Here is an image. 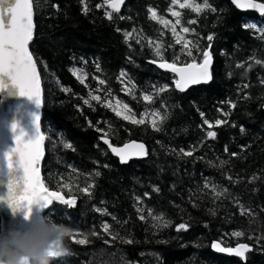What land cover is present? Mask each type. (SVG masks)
Wrapping results in <instances>:
<instances>
[{"label": "trees", "instance_id": "obj_1", "mask_svg": "<svg viewBox=\"0 0 264 264\" xmlns=\"http://www.w3.org/2000/svg\"><path fill=\"white\" fill-rule=\"evenodd\" d=\"M86 3L87 13L80 0H34V38L29 49L42 85L45 136L39 168L49 189L77 197L71 208L51 205V218L89 241L81 245L67 237L66 254L50 264H242L235 256L213 252L215 241L225 247L247 243L251 251L246 264H264V64L250 60L264 61V39L256 30L243 27L254 23L264 28V17L241 12L230 0H209L216 11L204 10L200 15L174 6L182 12V25L194 29L180 35L199 49H209L213 59L211 82L181 93L174 88V76L151 63L159 60L154 51L157 41L170 63L203 60L195 47L192 56L182 52L183 43H175L171 28L150 19L151 7L174 23L171 0H126L111 20L105 16L110 11L107 6L96 8L103 0ZM193 19L197 22L189 24ZM126 32L132 33L127 40ZM122 71L126 76L121 77ZM165 84L168 91L157 94ZM125 86L131 94L123 90ZM90 92L101 96V102L91 100ZM144 94L152 95L153 102H145ZM84 99L90 104H84ZM117 100L146 123L132 124L103 103L111 101L116 107ZM157 111L168 115L160 131H154L149 120ZM154 119L159 122V117ZM204 119L213 124L212 129ZM218 119L228 123L215 126ZM207 130L215 131L216 137L207 138ZM105 132L114 145L142 142L148 154L122 165L101 142ZM65 143L72 148H65ZM193 147L192 156L179 152ZM96 171L101 175H90ZM61 182L71 184L72 190L62 188ZM92 183L91 196L79 191ZM206 183L227 193L216 197ZM237 201L252 215H241ZM149 209L153 216L148 215ZM159 216L162 221L153 218ZM105 223L112 234L134 243L112 240L103 231ZM181 223L189 227L178 232L176 225ZM236 231L244 235L233 236Z\"/></svg>", "mask_w": 264, "mask_h": 264}, {"label": "snow or ice", "instance_id": "obj_2", "mask_svg": "<svg viewBox=\"0 0 264 264\" xmlns=\"http://www.w3.org/2000/svg\"><path fill=\"white\" fill-rule=\"evenodd\" d=\"M80 3L84 5L83 11L88 12V6L86 0H80ZM124 3V0H103L102 4H97L96 8H102L107 6L110 11H105V16L111 20L114 13H119L121 10V5ZM231 4L234 5L237 9L241 10H255L262 17H264V0H231ZM174 6H178L180 10L190 9L192 12L200 15L204 10H210L215 12L216 9L212 7L209 3V0H203V3H197L196 0H171V5L169 7V12L172 17H175V22L172 20L165 19L158 16L154 8H148V13L150 14V19L157 21L163 24L166 28L170 27L173 35L176 37V44L183 43L182 52H186L188 56L193 55L192 48L195 47L198 52L201 53L203 60L202 62L197 63L193 60L192 63L185 64L184 66H178L175 62H168L164 59L162 55V44L160 42H155L154 51L155 55L159 57V60H152L151 63L158 64L159 68L170 70L172 73L176 74V79L174 80L175 88L179 91H185L190 85H197L201 83H208L212 79L210 72V66L212 64V55L208 49H199V47L194 44L192 41L184 39L180 32L189 33L194 31L189 27H184L181 22L182 12L176 10ZM53 7H57L53 5ZM125 17H120L124 19ZM196 20H189V24H195ZM177 26L179 27V32L177 31ZM246 29H254L259 32L260 38L264 39V28H258L254 23H248L243 25ZM34 0H0V91L8 87V84L5 82L7 78L8 83L13 85L17 90L16 94L21 97H27L29 100L33 101L36 108L39 109L41 106V89H40V78L37 73V64L34 59L33 54L29 50L30 42L34 38ZM119 31V29H117ZM163 34V33H162ZM125 39L127 40L132 33H124ZM209 41L213 40V35L207 37ZM140 41H137L139 43ZM150 46H153V41L149 39L148 41ZM210 47V46H209ZM179 57H177V60ZM250 60H253L255 64L260 65L264 64V61L256 59L255 57H250ZM242 64H238L237 67H242ZM76 75V73H73ZM121 77L126 76V73L121 72ZM79 78V77H78ZM124 82L123 80L121 81ZM81 83H84L81 80ZM100 84H104L103 80L99 81ZM244 88H247L248 85H243ZM169 86L167 84L159 87L156 91L157 94L164 93L168 91ZM125 91H128L131 94V91L125 86ZM68 91V89H65ZM90 99L101 102V96L93 95L89 93ZM247 98V97H245ZM143 100L145 102L151 103L154 100V97L150 94H144ZM104 105L108 108H111L117 117H121L124 120L130 121L135 125H143L146 123L143 116L141 118H136L135 114L131 113V109L128 104H123L122 109L118 110V107H114L111 101H103ZM84 104H90L89 99H84ZM228 104L231 108H235L236 104L228 101ZM116 105L120 106L121 102L116 101ZM154 117H159V122L157 119L151 121V126L154 131H160V124L168 118L167 113L161 115L159 111L152 113ZM203 113L201 116L203 117ZM225 116L229 113H224ZM40 116L38 112L31 113V123L34 126V135L30 138L25 139V131L23 128H19L17 131V123L15 121L11 124V129L16 133L13 137L14 146L8 148L2 154H0V173L8 174L7 179V203L13 211L23 208L25 210L24 216L25 219H28L32 213V206L36 205L37 211L47 210V216L52 219V213L50 206L54 203H59L65 205L69 208L74 207L77 203L76 196L66 197L62 194L61 191H52L45 185L41 178L39 161L43 155L42 143L45 139L43 133L40 129ZM203 123L208 126V129L213 128V124L207 119H204ZM228 123L226 120L218 119L215 121V126H220ZM91 126V121H89ZM97 131H102L97 129ZM244 129L241 128V132ZM216 132L212 130L206 131L207 138H215ZM108 133H103L100 139L104 144L111 149L117 157H119L121 163H127L131 157H144L146 156L147 150L143 143H137L132 141L130 144H124L123 147H115L109 141ZM65 148H72L70 143L64 144ZM195 147L191 150L186 151L181 148L179 152L183 156H192L195 152ZM228 149L225 147V152ZM232 156H237V153H231ZM221 163H225L221 161ZM107 167V165H105ZM75 171V170H74ZM96 177L100 176L101 173L96 171L93 174ZM229 180H232V177H228ZM253 180L257 177H252ZM17 186L21 187L19 195L16 194ZM62 188H67L69 191L72 190L71 184H63L61 182ZM95 187V184H88L86 187L79 188V191L85 195L91 196V189ZM211 188L216 197H220L227 193V189L222 191H216L215 185L205 184V188ZM159 191V189H154ZM147 196L148 193H145ZM5 199L4 196H0V200ZM139 197L137 200L139 201ZM240 207L241 215H252L250 209L245 208L243 205L239 204V201L236 202ZM99 212H106V210L96 209ZM138 212L143 210L137 209ZM148 215L153 216L152 210H148ZM155 220L162 221L163 217H153ZM115 219V218H114ZM140 219L143 220L145 217L140 216ZM53 220V219H52ZM164 227L168 226V222L163 223ZM189 225L186 223H181L176 225V230L186 231ZM104 233H107L111 236L112 240L119 239L121 243L131 244L134 243L133 240H125L119 236L118 233L112 234L110 232L111 226L107 223L102 225ZM235 237H241L244 235L241 231H236L232 233ZM81 237L77 239V237ZM68 237L72 239L74 243L81 245L89 243L87 237H84L81 233L70 231ZM251 239V237H249ZM105 244H109V240L104 241ZM166 243V241H162ZM211 248L222 254H228L230 256H235L242 261V264H246L247 253L251 251L250 245L247 243H237L235 247H225L222 245V242L215 241L211 244ZM66 254V249L58 242L53 240L49 244V255L51 258H58ZM0 264H4L3 258H0Z\"/></svg>", "mask_w": 264, "mask_h": 264}, {"label": "water", "instance_id": "obj_3", "mask_svg": "<svg viewBox=\"0 0 264 264\" xmlns=\"http://www.w3.org/2000/svg\"><path fill=\"white\" fill-rule=\"evenodd\" d=\"M125 1L126 0H124V3H125ZM230 2H231V0H230ZM124 3L121 5V8L124 5ZM237 10H239L241 12H251V13H255V14L260 15L255 10H241V9H237ZM31 42H30V44H31ZM190 63H192V62H190ZM155 65L159 68L158 64H155ZM177 65L178 66H184L185 64L184 65L177 64ZM212 67H213V59H212V64L210 66L211 75H212ZM159 69H161V68H159ZM161 70L166 71V72L172 74L175 79L177 78L176 77V74L175 73H172L170 70H167V69H161ZM37 73H38V71H37ZM38 76H39V74H38ZM5 82L8 84V87L5 88L4 90L0 91V154L3 153V150H4L5 146H9V148L12 147V146H14V139H13V137H14V135L16 133L11 129V124H12L13 121H15L17 123V131L19 130V128H23L24 131H25V133H26L25 139H28L32 135H34V126L31 123V113L32 112H38L39 113V116H40L39 123H40V129H41V114H42V106H43L41 80H40L41 106H40L39 109H37L36 106H35V104H34V102L31 101V100H29L27 97H21V96L17 95L16 94L17 90L15 89V87L13 85H11L10 83H8L7 78H5ZM210 82L211 81H209L208 83H201V84H197V85H190L183 92H181L178 89H176L175 88V84H174V88L178 92L185 93L188 89H190L192 87L201 86V85H207ZM262 108L264 110V105H263ZM41 132H42V129H41ZM132 141H136L137 143H142V142H140L138 140H130V141H127V142H125V143H123L121 145H114V144H112V145L115 146V147H123L124 144H130ZM101 142L103 143L102 140H101ZM104 145H106V144H104ZM44 146H45V139H44V141L42 143L43 155H42V157H41V159L39 161V165H40V163L42 162V160L44 158V154H45ZM106 147L108 148L107 145H106ZM108 150L120 162L119 157H117L114 153H112V151H111L110 148H108ZM141 158L142 157H135L134 156V157H131L128 160L127 163H121V162L120 163L122 165H125V164H128L130 161H139ZM40 174H41V172H40ZM41 178H42V176H41ZM7 179H8V174L6 173V170H5L4 173H0V196H4V194L6 195V193H7ZM21 190H22L21 187L20 186H17L16 194L19 195V193H20ZM50 190H52V189H50ZM52 191H55V190H52ZM3 203H4V199L3 200H0V212L3 211V208H4V206H2ZM56 204H59V203H56ZM43 211L44 210L38 212L37 209H36V205H33L32 206V213H31V215L29 216L28 219H25V216H24L25 210L23 208H21L19 210L14 211L15 221L18 220V218H20L21 219V222H22L23 228H26L29 225V221L32 218H34L35 216L42 215V212ZM4 216L7 218L8 223L6 224V221H5L4 226H3V229H1L2 222H1V218H0V232H3V231H5V230H7L9 228V225L8 224H9L10 217L8 216V214H5ZM211 250L213 252L217 253V254H221V255H225V256H230L228 254L218 253V252L214 251L212 248H211ZM51 259H53V258H51Z\"/></svg>", "mask_w": 264, "mask_h": 264}, {"label": "clouds", "instance_id": "obj_4", "mask_svg": "<svg viewBox=\"0 0 264 264\" xmlns=\"http://www.w3.org/2000/svg\"><path fill=\"white\" fill-rule=\"evenodd\" d=\"M70 231L47 215L35 216L26 228L9 227L0 232V258L4 264H50L49 244L55 240L64 248Z\"/></svg>", "mask_w": 264, "mask_h": 264}, {"label": "bare ground", "instance_id": "obj_5", "mask_svg": "<svg viewBox=\"0 0 264 264\" xmlns=\"http://www.w3.org/2000/svg\"><path fill=\"white\" fill-rule=\"evenodd\" d=\"M8 148H9V146H5L3 152L6 151ZM4 197H5L4 203L2 205V206H4L3 211H2L3 213L0 212V218H1V222H2L1 229H3V226H4L5 221H6V224L8 223L7 218L4 216L5 214H8V216L10 217L9 224H8L9 227H19V228H23L22 222H21V219L20 218H18V220L15 221L14 211H13V209L11 207H9V205L7 203V196L5 194H4Z\"/></svg>", "mask_w": 264, "mask_h": 264}, {"label": "rangeland", "instance_id": "obj_6", "mask_svg": "<svg viewBox=\"0 0 264 264\" xmlns=\"http://www.w3.org/2000/svg\"><path fill=\"white\" fill-rule=\"evenodd\" d=\"M76 73V72H75ZM77 74V73H76ZM78 75V74H77ZM81 78V77H80ZM114 102H115V100H114ZM116 107H118V110H123L122 109V105H120V106H116ZM144 117H146V115H144ZM154 119V116L152 115V114H150L149 115V120L150 121H152Z\"/></svg>", "mask_w": 264, "mask_h": 264}]
</instances>
